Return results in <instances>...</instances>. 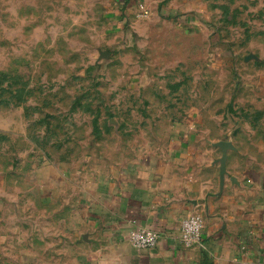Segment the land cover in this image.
<instances>
[{"label":"rangeland","instance_id":"obj_1","mask_svg":"<svg viewBox=\"0 0 264 264\" xmlns=\"http://www.w3.org/2000/svg\"><path fill=\"white\" fill-rule=\"evenodd\" d=\"M189 127L264 176V0H0V264H87L78 201Z\"/></svg>","mask_w":264,"mask_h":264},{"label":"crops","instance_id":"obj_2","mask_svg":"<svg viewBox=\"0 0 264 264\" xmlns=\"http://www.w3.org/2000/svg\"><path fill=\"white\" fill-rule=\"evenodd\" d=\"M189 129L178 132L168 155L120 168L93 190L94 201H78L75 230L92 246L87 264H264V176L233 174L228 152L221 185L216 147L207 140L213 149H195ZM189 216L203 221L198 247L178 242ZM137 229L158 232L157 247L134 248L129 237Z\"/></svg>","mask_w":264,"mask_h":264},{"label":"built area","instance_id":"obj_3","mask_svg":"<svg viewBox=\"0 0 264 264\" xmlns=\"http://www.w3.org/2000/svg\"><path fill=\"white\" fill-rule=\"evenodd\" d=\"M203 221L197 216L185 218L180 225L178 242L188 248L202 244ZM130 242L138 250L157 247L161 239L160 234L153 230L137 229L130 233Z\"/></svg>","mask_w":264,"mask_h":264},{"label":"water","instance_id":"obj_4","mask_svg":"<svg viewBox=\"0 0 264 264\" xmlns=\"http://www.w3.org/2000/svg\"><path fill=\"white\" fill-rule=\"evenodd\" d=\"M215 147H219L222 151V156L218 160V163L220 164V180L221 185L224 184L225 176L227 174V159H228V152L229 151H235L234 146L228 142V141H221L214 145Z\"/></svg>","mask_w":264,"mask_h":264}]
</instances>
